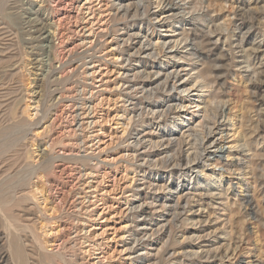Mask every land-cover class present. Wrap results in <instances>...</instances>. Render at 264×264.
Wrapping results in <instances>:
<instances>
[{
	"label": "rangeland",
	"instance_id": "rangeland-1",
	"mask_svg": "<svg viewBox=\"0 0 264 264\" xmlns=\"http://www.w3.org/2000/svg\"><path fill=\"white\" fill-rule=\"evenodd\" d=\"M83 1L85 0H9L5 8L8 11L3 14L6 23L14 22L15 32L14 35L8 33L2 36L4 41L1 40L0 43V75H12L9 79L13 80L9 85L17 95L14 97L18 112L22 113L25 104H30L31 121L39 122L32 126L31 132L27 129L26 137L19 139L23 141L25 138L21 141L23 148H20V154L25 153L21 155L22 161H25L17 170L23 169L25 162L28 165L43 161L49 151L47 146L55 143L52 153V156H55L53 175L49 176V181L44 185H39L49 188L48 208L56 207L54 211L59 208L60 212L59 209L55 212L48 209L50 212L46 213L48 218L45 220L48 223L47 235L42 237L37 230V239L42 238V245L46 247L47 252L75 254L79 264H129L128 255L124 253L123 248L126 247L125 243L129 244L130 239L123 229L130 224L134 213L138 214L141 210L130 208L144 202L149 204L143 206V213L149 214L156 210L155 216H149L155 224L145 227L148 233L150 229L155 233L153 232L150 238H144L146 245L136 246L139 253L142 251L148 254V261L144 264H264V0H124L122 4L131 2L133 6L130 9V17L126 22L116 23L110 19L115 12L113 3L116 1L91 0L90 4L82 8ZM87 7L95 11L100 20L95 21L93 26L96 34L94 36H89L87 30L81 31L86 25L85 20L92 18L88 15ZM169 9L172 12L166 15L175 16L164 23L161 18L165 14H158ZM157 15L159 17H156ZM81 18L86 19L81 21ZM125 26L132 29L125 38H128L130 33L140 32L138 38L131 41L132 50L140 53L133 55L134 61L130 63L123 62L125 57L122 60L119 55L115 58L112 55L105 57L107 52L116 46L112 40L127 34L123 30ZM86 27L85 29H89L91 26ZM2 28L4 25H0V29ZM104 28L108 29V34L101 37L106 33L101 31ZM54 30L58 32L57 40H54L52 35ZM82 37H90L85 40V45L82 44ZM180 40L182 44L180 42L178 45ZM90 41L95 43L92 48ZM104 41L108 44L99 52L100 43ZM155 42L169 43L161 47ZM139 46H143V50ZM184 46L187 47L182 48ZM95 50L98 51L95 53ZM174 55L177 56L175 59L172 57ZM100 56L104 57L103 61L95 62ZM113 58L117 60L114 62ZM94 64L99 68H96L97 72L92 80L83 75V72ZM125 70L129 71L128 75L135 71H144V75L148 74L144 77L149 76L148 82H152L150 87L166 80L167 74L170 76L166 80L167 86L158 84L159 88L150 95L135 93V96L132 93L133 103L145 97V103L164 101L168 106L166 102L172 100V96L180 94L189 96L191 101L201 100L203 106L208 104L211 98L219 103L218 107L225 104V117L222 121L219 120L221 127L215 134L217 139L220 138L219 143L223 149L209 148L207 152L215 154L205 160L206 162H201L205 166L200 167L199 164L195 166L196 169L186 171L184 176L178 172V166L174 168L176 173L170 174L171 168L160 162L154 164V167L150 166L152 164L142 166L148 172L163 176L158 183H151L153 176L143 179V172H139V169L134 173L137 168L135 165L143 163L139 161L140 158L136 160L137 157L126 159L125 156L131 152L127 151L125 146L126 142L132 141L130 138L135 136L137 131L142 135L144 132L137 128V131L131 132L132 135L129 136L127 118L121 112L122 98L117 100L120 91L118 72L123 73ZM176 70L179 72L177 79L173 78ZM155 72H159V75ZM199 72L205 74L207 82H204L207 88L200 92L201 98L193 96L194 91L182 94L179 90L171 88L173 84L179 86L181 80L194 79ZM83 86H86V98L92 95L91 105L96 107L94 114L89 117H95L94 120L99 123L91 131L100 132V142L95 140L96 147L87 151L90 153L94 150V153L99 155L98 160L94 162H98L99 166L94 170V179H91V184L96 189H85L88 198L84 200L82 183L77 173L80 165L69 158L86 153L71 145L74 138L69 136L75 128L69 115H66V112H71L70 106L73 103H80L78 90ZM59 94L64 96V101L58 100ZM169 104L174 105L175 102ZM46 109L49 110L45 111ZM168 113L169 111L166 112L168 118L165 121H152L154 125L160 122L163 130L155 131L153 140L160 137L164 144L151 151L161 153L159 158L164 152L173 157L194 154L198 144V137L194 132L199 131L198 128L195 129V124L202 113L196 114L192 122L181 120L185 116L184 113H181L177 120L172 119L173 115ZM45 114L47 115L43 118ZM226 114L231 115V120L227 119ZM20 116L26 117L24 114ZM150 116L146 118L151 119ZM7 123L9 122H3L1 127H7ZM153 127L155 130L156 126ZM124 129L128 131L125 132ZM23 132L24 130H21L19 134ZM76 134H80V131ZM188 143L190 146L186 145ZM100 150H103L101 154ZM141 151L139 150L138 154ZM156 158L158 156L154 157V160ZM215 164L219 167H215ZM191 165L195 164L188 167ZM199 170L203 172L196 173ZM37 180L39 179H33L34 182ZM165 186L171 188L172 192L169 193ZM132 190L138 194L134 200L130 196ZM126 198L133 203L127 204ZM247 199L250 201L248 206ZM75 202H82L81 206H85L80 214L82 216H76L78 207H73ZM162 203L163 206H160ZM74 216L87 223L86 227L92 238L95 237V241L101 244L100 250L95 251L91 257L81 254L82 247L78 242L76 247H73L72 242L77 238L75 230L71 229ZM149 217L145 220L146 223ZM32 218L23 220V223L35 229L37 222L35 218L32 221ZM137 221L143 223L139 218ZM161 225H164V228ZM138 228L143 230L142 226ZM138 228L133 230L137 231ZM1 235L2 232L0 239ZM122 236L127 238L125 242L121 240ZM28 242L25 245L30 251L39 247L42 241H38L36 245ZM30 245H33V248L27 247ZM161 246L163 251L157 255L156 251ZM154 255L157 258H154Z\"/></svg>",
	"mask_w": 264,
	"mask_h": 264
},
{
	"label": "bare ground",
	"instance_id": "bare-ground-1",
	"mask_svg": "<svg viewBox=\"0 0 264 264\" xmlns=\"http://www.w3.org/2000/svg\"><path fill=\"white\" fill-rule=\"evenodd\" d=\"M8 1L9 0H0V25H1V27H2V25H4V28L0 29V41L4 39L2 37L4 34L8 35V33H9V35H14V32H15L14 22L13 23H10V22L6 23L5 18L3 16L4 12L8 11L5 9ZM115 1H116V3L115 4L113 3V7L115 8L114 9L115 12H114L112 18H110L111 21L115 22V23L118 21H120V22L125 21L126 22L127 19L130 17V13H131L130 9H131V7H133L131 2L127 3V4H122L124 0H114V2ZM126 1H128V0H126ZM160 1H162V0H160ZM83 2L84 3L81 5L82 8H84L85 5L90 4L91 0H85ZM141 2H142V0H141ZM165 3H166V1H165ZM87 10H88L87 12L89 13L88 15L92 16V18H90L88 20L86 19L87 18L86 16H85L86 18H81V21L82 20L84 21L86 19L84 22V24L86 23V25L84 26V28H81L82 29L81 31L87 30L89 33V36H94L96 34L93 30V26H95V21L100 22V20L96 16L95 11H93L92 9H91L92 10L91 11L90 9H88V7H87ZM137 11H136V13H137ZM168 12H172V10L169 9L167 12H161L158 14L159 16L165 14V16H163L161 18V21H163L164 23H165V21H168L169 19H171L175 16L173 14L166 15V13H168ZM158 15L156 17H159ZM98 16H99V14H98ZM87 25H90L91 27L90 28L88 27L89 29H85V28H87L86 27ZM106 26L107 25H105V27ZM107 30H108L107 28H104L103 30H101L103 32H106L104 35H101V37L108 34ZM123 30H125L127 32V34L123 35V37H116L117 39L112 40V41H115L116 46H115V48L108 51L107 54L105 55V57L112 55L115 58L116 55H119V59L123 60V58L125 57V60L123 62L130 63V62H132L133 57H135L133 55H136V53H137V51L135 52L132 50L133 47L131 48V45H132L131 41L138 38V35L140 32L130 33L131 35H129L128 38H125V36H127L129 34V32H131L132 29H129L128 27L125 26L123 28ZM116 32H118V31H116ZM52 35H53L54 40L55 39L57 40L58 32L56 30H54L52 32ZM114 35H116V33ZM182 38L184 39V37H182ZM86 39H90V37H87V38L82 37L81 38L82 44H84ZM185 41H187V40H185ZM95 42H97V41H95ZM180 42L182 44V40L179 41L178 45H180ZM0 43H2V41ZM89 43H90V48H92L93 44H95L94 41H90ZM166 43H169V42H161V44H158V42H155L156 45H160L161 47H164ZM204 43L206 44V42H204ZM106 44H108V42L105 43V41H104L103 43H100V45H101L100 47H99V45L97 46V47H99L98 48L99 52H101L103 49H105ZM96 45H97V43H96ZM175 45H177V43ZM139 47L142 49L143 46L142 47L139 46ZM173 47H174V45H173ZM186 47L187 46H184L182 48H186ZM13 48H14V46H13ZM94 49H95V47H94ZM1 51H2V49H1ZM96 51H98V50H95V53H96ZM131 52L132 53L135 52V53L132 54ZM85 53H86V51H85ZM138 53H140V52L138 51ZM169 54H171V53H169ZM84 56H86V54ZM172 57L175 59L177 56L174 55ZM94 58H96V57H94ZM103 58L104 57H101V58L97 59L95 62L101 63L103 61ZM114 58L112 61L115 62V60H117V58L115 60H114ZM164 58H168V57H164ZM1 59H2V57H1ZM1 59H0V62L2 61ZM90 59L92 60V58H90ZM7 60H8V58L6 59V62H7ZM210 62L212 63V61H210ZM140 63H142V62H140ZM161 64L164 66L168 65L167 63L166 64L161 63ZM84 65H86V64H84ZM96 68H99V67H96V65L94 64L91 68L89 67V68L84 69L83 75L87 76V78L90 77L92 80H94L96 72H97ZM128 72L129 71H127V70H125V72H123V73L118 72L117 80H119V86H120L119 90L120 91H119L117 100L122 98L121 101H123V103H122L123 106L121 108V112L123 113V115L126 116L125 118H127L126 119L127 120L126 126L130 128V131L128 132L129 136L132 135L131 132L134 133V131H137V128L142 129L141 131L144 132V134L142 135L140 132L137 131L135 133V136L130 138V139H132V141L129 143L126 142L127 145L125 146V149H127V151L132 153V154L131 153L127 154L125 156L126 159L129 160L130 157H132V159H133V157H137L136 160L138 158H140L139 161H141L143 163L140 165H135L137 168L134 169V173H136V170L139 169L140 170L139 172H143L142 173L143 179H149L150 176L151 177L153 176L151 183H155V182L158 183V181H161L163 176L148 172L142 166L147 165V164H152L150 166H153L154 164L157 165V163L160 162V163L166 164V166L168 168H171L170 174H175L176 170L174 168H175V166H178V172L181 173V176H184L187 174V173H185L186 171L190 172V171H192V169H196L197 167H195V166H199V164L201 165L200 167L205 166L204 163H201V162L202 161L206 162L213 154H215V153H213V154L208 153L207 151L209 148H211V147L216 148V150H222L223 149L219 143L220 138L217 139L218 137L216 138L215 134L217 132H219L220 127H221L219 120L221 119V121H222V119H224V117H225L224 110H223V108L225 107V104L222 106L220 104V106L218 107L219 103L216 102L215 99L213 100L211 98L209 103L207 102L208 104L203 106L202 105L203 103L201 100L198 99L199 101H191L189 96H182L180 94H177V96L176 95L172 96L171 97L172 100H168V102H166V103H168V106L164 104V101H163V103H160V101H159V103L156 101L153 103H149V102L145 103L143 101V99L145 97H143L142 99L137 100L135 103H133L132 93H134L135 96L137 93H138V95L139 94L140 95L141 94L142 95L143 94L144 95H147V94L150 95V93L152 91L159 88L158 84H162L164 86H167L166 80L168 78H170V76L166 73L167 74L165 77L166 80H163L164 82L160 80L161 78H159L158 80H160L161 82H157L155 87L154 86L150 87L152 82L151 83L148 82L149 76L144 77V76L148 75V74L144 75V73H145L144 71H143L144 73L142 71H135L132 75L131 74L128 75ZM174 72H175V73H173L174 75L172 74L174 76L173 78L177 79V77L179 76V72H178V70H176ZM155 73H157L159 75V72H155ZM157 74H155V75H157ZM10 76H12V75H7V74H4L3 76L0 75V228L2 230V231H0V232H2V235H1L2 239H0V241L2 240L1 241L2 243L0 246V264H79L77 258L74 256L75 254L74 255H72V254L71 255H66V254L63 255L64 253H60L59 251H56L55 253L54 252L53 253L47 252L45 249L46 247H44L42 245V243H43V240H41L42 238L40 239V237H39L38 238L39 240L37 239L36 234L38 232L35 233L37 230L39 231L38 234L43 235L42 237H45L44 235H47V232H48V230H47V228H48L47 224L48 223H46L47 221L45 222V220L48 218V217H46V213L48 212V209H49L48 208L49 195L47 193L49 188H47V187L45 188L44 186H40V185L41 184L44 185V183L48 182L49 176L53 175V168H54L53 162H54L55 156H52V153H53V149H54L53 147H54L55 143L52 142V144L47 146L49 151H48L47 155L44 157V159L42 158L43 161L36 163V162H32V160H31L32 163L28 164V165H26V162H25V165L23 163L24 168L23 169L20 168L19 170H17L19 167H21L20 165L22 164V162L25 161V160L22 161L23 157L21 156V155H24L25 153L23 152L24 154H20V152L22 153V151H21L22 149H20L22 147L21 146L22 140L19 141V139L23 138L22 136L26 135L27 129H29L31 132L33 130V127H34L33 125L36 126V124H38L39 122L38 121L37 122L31 121L30 108L32 106L30 104L26 103L24 106L25 108L23 109V112L22 113L18 112L19 109L17 108V104L15 102V97H14L17 95H15L14 88L13 87L11 88V86L9 85L10 82L13 80V79H9ZM201 80H202V82H201ZM155 82L156 81H154V83ZM177 82H178V80H177ZM204 82H206L205 81V74L199 72V73H197V75L194 79H188L186 81L181 80V82L179 83V86H176V84H173V86L171 88L175 89L177 91L179 90V92H181L182 94L187 93L189 91H191V92L194 91L195 94L193 96H195L197 98H201L202 95H200L201 94L200 92L202 91V89L207 88L206 87L207 82L206 83H204ZM62 83H61V85H62ZM186 85H189V86H186ZM207 85L209 87V84H207ZM85 87L84 86L80 87L81 90H78L79 92L75 91V92H78V94L80 95V98H79L80 103H78L76 101L75 103H73L70 106L71 112H69V113L66 112V115L68 114L69 115L68 117L71 118L72 126L75 128L72 130V133H71L72 135L69 136L70 138H72V136L74 138V139H72L73 143L71 145L74 146L75 148H78V150H80V149L84 150V152L86 153L82 156H80V155L78 157H72L71 156L72 158H69V160H74L75 164L80 165V168H81V169L79 168L77 173L79 176V180H81V183H82L81 184L82 185L81 192H83V194H84V197H82L83 198L82 200L88 198L86 196V192H84L85 189H88V190L89 189H96L91 184L92 183L91 179H94L93 175H94V172L96 171L95 169L98 168V166H99L98 162L94 163L95 161L98 160L99 155L94 153V150H91L90 153H87V151L89 152L90 149H92L97 144V143L94 144L95 140H98V143L100 142V139H99L100 132L91 131L97 125H99V123L97 120H94L95 117L94 118L89 117L91 114L92 115L94 114L96 107L91 105L92 104V101H91L92 95H91V97L86 98L87 91H86ZM118 87H116V88L118 89ZM10 100H12V101H10ZM58 100L64 101V96L60 95ZM60 101H58V102L60 103ZM173 102H175L174 105L169 104V103H173ZM76 103H78V107H76ZM165 106H167V107H165ZM47 110H49V109H46L45 111H47ZM167 111H169V113H168L169 115H173L172 119H174V120L179 119L180 114L184 113L185 116L181 120L182 121L187 120V122L188 121L192 122L193 120H195V118H196L195 116H197L196 114H199L200 112L202 113L201 114L202 116L199 119V121L196 122V124H195V122H193L195 124V129H197V128L199 129V131L194 132L197 134V137H198V144L196 145V148H197L196 152L193 150L195 152L194 154L190 153V154H192V155H190L187 153L185 156L184 155H182V156L178 155L177 157L174 154L175 157H173V156H167L166 152H164V154L162 153L163 156H161L159 158L161 153L158 154V153H153L151 151V149L157 148V147L162 146L164 144V143L162 144V140L157 135L155 137V138L158 137L157 140H153V136H155V131L160 132L163 130H162L160 122L157 123L156 125H154V124H152V121H153V119L165 121L168 118L167 117L168 115L166 114ZM19 113L21 115H23V114L26 115V117L23 116V118H22V116H20ZM43 113H45V112H43ZM46 115L47 114H45L43 116V118H45ZM148 115H151L150 116L151 119L146 118V116H148ZM227 119L231 120V115H227ZM5 121L9 122L6 124L7 127H1L2 123ZM181 123L183 124V122H181ZM188 125H190V124H188ZM143 126H145L146 128H142ZM153 126H156L155 130H153V128H154ZM31 127H32V129H31ZM146 129H149V130L147 131ZM21 130H24V132H23L24 134L23 133L19 134L21 132ZM124 130H125V132L128 131L126 129H124ZM77 131H80V134H76ZM166 131L170 132L171 130H166ZM234 131H236V130H234ZM191 134H193V133L191 132ZM232 134H234V133H232ZM188 135H189V133H188ZM163 136H161V138ZM24 140H25V138L23 139V141ZM181 143H182V141H181ZM232 143H234V142H232ZM65 144H63V145H65ZM186 145L190 146L189 143ZM139 150H142V151H141V153L138 154ZM79 152L80 151H78V153ZM102 152H103V150H100L99 154H101ZM30 153H32V152H30ZM156 156H158V158H156L154 160V157H156ZM229 156H230V154L228 153L227 157H229ZM193 163L195 164L194 166L191 165L188 167V165L193 164ZM215 167H219L218 164H215ZM221 168H222V166H221ZM200 172L202 173L203 171L202 170L196 171V173H200ZM34 178H38L39 180L34 182L33 181ZM39 183H40V185H39ZM151 183H149V184L151 185ZM45 186H47V185H45ZM161 187L164 188V185H162ZM181 187H182V185H181ZM156 188L159 189L160 186H156ZM165 188L169 189L168 192L170 193L171 188H168L167 186H165ZM177 188H178V186H177ZM91 193H93V192H91ZM131 193L132 194L130 196L132 197V199L133 200L136 199V197L138 195L137 192L135 193L134 190H132ZM88 194H89V192H88ZM246 202H247V206H248L250 204V201H248V199H247ZM126 203L127 204L130 203V205H131L133 203V201L131 200V202H130L129 198H126ZM73 204H74L73 205L74 208L78 207V212L75 213L76 216L77 215H78V217L82 216L80 214L82 213V210L85 206L84 207L81 206V205H83L82 202H79L78 203L79 205L76 204V202ZM147 205H146V203L143 202L142 204H139L137 206L135 205L132 208H130L131 210H138L139 208H141V210H140V213H138V214L134 213L133 218L130 221V224L124 226V229H123L124 232L127 233L126 234L127 237H129V239H130V242H129V240H127L129 242V244L125 243L124 246H126V247L123 248L124 253L126 252L128 255L127 260H128L129 264H144L145 262L148 261V257H147L148 254L143 253L142 251H141V253H139L138 250H136V246L146 245L144 240L147 238H150L155 233V231H153L152 229H150V233H148L146 231L147 228L145 229V227L147 225L155 224V223H153L152 217H149V216H150V214H151V216H153V215L155 216L154 212L156 210H154L153 213H149V214L143 213V211H144L143 206H147ZM150 205H152V202L150 203ZM150 205H149V208H150ZM178 205H179V203H178ZM79 206H81V207H79ZM160 206H163V203ZM55 208H51L49 210L50 211L52 210L53 212H55L56 210L59 209V208H57L54 211ZM66 209H67V207H66ZM159 209H161V208L159 207ZM59 212H60V209H59ZM84 212H86V211H84ZM151 212H152V210H151ZM86 213L89 214V212H86ZM50 215H52V214H50ZM67 215H68V213H67ZM87 216H89V215H87ZM29 217H33L36 219L35 222H37V226L35 227V229H31L29 227V225L24 224L25 222L23 223V220H26ZM78 217H75L72 220L74 223L71 226L72 227L71 229L75 230L74 232L77 236V238L72 242V244H73V247H74V245L76 247V244L78 242L80 247H82V249L80 250L81 254L84 256L91 257L95 253V251L97 252L98 250H100L101 244L98 243V241H95V239H94L95 237L92 238L91 234L87 230V227H86L87 223H84V220L79 219ZM147 217H149L148 223H146L147 221H145L147 219ZM178 217H179V214H178ZM33 218H32V221L34 220ZM138 218L143 223H137ZM51 219H52V216H51ZM28 224H29V222H28ZM156 225H157V223H156ZM139 226L143 227L142 231H140V229L138 228ZM133 227L138 228V230L137 231L133 230L134 229ZM161 227L164 228V225H161ZM141 234H142V236H141ZM126 239L127 238L124 236H122V238H121V240L123 242H125ZM28 241H30V242H28ZM38 241H42L41 243H39V247H37L39 249H37L35 246L36 249L34 250L33 245H36L38 243ZM26 242H28L29 244H31V243L33 244L30 246H27V247L33 248L32 250L29 251L28 248H26V245H25ZM163 246H161L159 249H157V251H156L157 255L159 253H161V251H163ZM136 252H138V253H136ZM154 258H157V256H155ZM152 264H157V263L153 262Z\"/></svg>",
	"mask_w": 264,
	"mask_h": 264
}]
</instances>
